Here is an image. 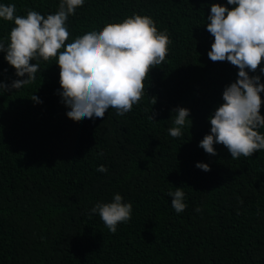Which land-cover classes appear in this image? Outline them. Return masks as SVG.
<instances>
[{
	"label": "trees",
	"instance_id": "16d2710c",
	"mask_svg": "<svg viewBox=\"0 0 264 264\" xmlns=\"http://www.w3.org/2000/svg\"><path fill=\"white\" fill-rule=\"evenodd\" d=\"M214 2L226 5L85 0L69 16V42L133 13L167 31L172 43L165 61L150 71L144 97L123 116L109 109L103 119L67 118L54 60L39 61L32 83L0 95V264H264V150L232 159L221 144L213 145L215 156L198 146L238 73L227 61L208 58L214 38L205 24ZM59 3L0 0L15 4L17 15L35 10L47 16ZM12 27L0 18L5 44ZM4 55L0 80L10 85L26 79L15 75ZM249 75L264 83L259 69ZM260 96L264 100V92ZM177 107L190 110L191 126L173 138L168 129L175 127ZM152 112L155 122L148 119ZM198 162L210 171L197 168ZM100 165L107 172L97 171ZM178 187L187 205L181 213L168 195ZM117 193L132 204V214L112 233L90 210Z\"/></svg>",
	"mask_w": 264,
	"mask_h": 264
},
{
	"label": "clouds",
	"instance_id": "9594fccd",
	"mask_svg": "<svg viewBox=\"0 0 264 264\" xmlns=\"http://www.w3.org/2000/svg\"><path fill=\"white\" fill-rule=\"evenodd\" d=\"M85 0H60L58 10L47 16L35 10L17 15L15 4H0V18L14 23L7 44L0 40L4 60L17 77L10 85L0 80V95L20 89L35 80L39 61L54 60L59 68L61 102L69 110L72 121L105 117L109 109L123 116L132 111L145 95L149 73L161 65L172 43L167 31H159L150 16L133 13L118 23H106L100 30H91L69 42L67 27L70 15L82 7ZM228 6H232L229 8ZM206 30L214 38L207 52L212 62H225L238 68L237 79L222 92L223 103L210 114V133L199 142L207 154L215 156L214 144L223 145L232 159L248 158L264 150V116L260 109L264 100V83L260 75H249L258 69L264 75V0H226V5L211 3ZM32 61H37L32 63ZM0 70V75L3 74ZM31 99L41 103L35 95ZM156 103L152 97V105ZM175 127L168 129L173 138L183 135L191 126L190 110L177 107ZM155 112L148 116L154 121ZM102 155V153H100ZM197 168L207 172L210 166L198 162ZM97 171L107 172L103 165ZM171 207L176 213L186 210L185 193L178 187L169 192ZM200 209L197 208L196 211ZM91 213L99 215L112 233L117 225L131 219L132 204L115 194L108 203H97Z\"/></svg>",
	"mask_w": 264,
	"mask_h": 264
}]
</instances>
